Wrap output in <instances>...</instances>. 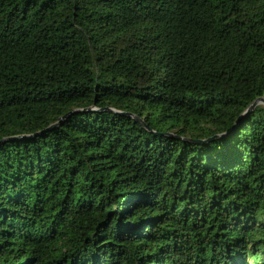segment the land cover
<instances>
[{
	"label": "trees",
	"instance_id": "obj_1",
	"mask_svg": "<svg viewBox=\"0 0 264 264\" xmlns=\"http://www.w3.org/2000/svg\"><path fill=\"white\" fill-rule=\"evenodd\" d=\"M259 98L264 0H0V264H264Z\"/></svg>",
	"mask_w": 264,
	"mask_h": 264
},
{
	"label": "water",
	"instance_id": "obj_2",
	"mask_svg": "<svg viewBox=\"0 0 264 264\" xmlns=\"http://www.w3.org/2000/svg\"><path fill=\"white\" fill-rule=\"evenodd\" d=\"M258 102H261L264 104V100L259 98V99H256L252 104L251 106L249 107L248 110L252 109L253 106L258 103ZM121 115H125V116H128L130 117L129 114H125V113H122ZM236 126H233L229 131L225 132V133H222V134H219V135H215L213 136L212 138H209V139H206V140H190V139H183L184 141H187V142H194V143H207L209 141H211L212 139H223L225 138L226 136H228L234 129H235Z\"/></svg>",
	"mask_w": 264,
	"mask_h": 264
},
{
	"label": "rangeland",
	"instance_id": "obj_3",
	"mask_svg": "<svg viewBox=\"0 0 264 264\" xmlns=\"http://www.w3.org/2000/svg\"><path fill=\"white\" fill-rule=\"evenodd\" d=\"M259 103H261V102H259Z\"/></svg>",
	"mask_w": 264,
	"mask_h": 264
}]
</instances>
